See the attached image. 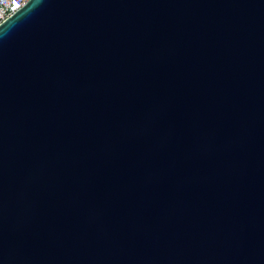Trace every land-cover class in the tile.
Segmentation results:
<instances>
[{
  "label": "water",
  "instance_id": "95a60500",
  "mask_svg": "<svg viewBox=\"0 0 264 264\" xmlns=\"http://www.w3.org/2000/svg\"><path fill=\"white\" fill-rule=\"evenodd\" d=\"M0 264H264V0L3 19Z\"/></svg>",
  "mask_w": 264,
  "mask_h": 264
},
{
  "label": "built area",
  "instance_id": "2783aa9c",
  "mask_svg": "<svg viewBox=\"0 0 264 264\" xmlns=\"http://www.w3.org/2000/svg\"><path fill=\"white\" fill-rule=\"evenodd\" d=\"M27 0H0V22L21 7Z\"/></svg>",
  "mask_w": 264,
  "mask_h": 264
}]
</instances>
